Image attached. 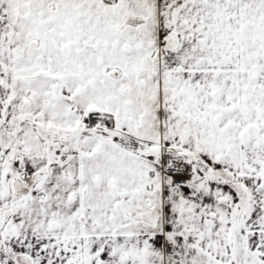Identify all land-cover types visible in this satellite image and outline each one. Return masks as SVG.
Returning a JSON list of instances; mask_svg holds the SVG:
<instances>
[{"label": "snow or ice", "instance_id": "obj_1", "mask_svg": "<svg viewBox=\"0 0 264 264\" xmlns=\"http://www.w3.org/2000/svg\"><path fill=\"white\" fill-rule=\"evenodd\" d=\"M0 264H264V0H0Z\"/></svg>", "mask_w": 264, "mask_h": 264}]
</instances>
